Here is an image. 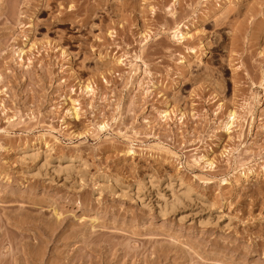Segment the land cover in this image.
<instances>
[{"label":"rangeland","instance_id":"rangeland-1","mask_svg":"<svg viewBox=\"0 0 264 264\" xmlns=\"http://www.w3.org/2000/svg\"><path fill=\"white\" fill-rule=\"evenodd\" d=\"M87 2L0 0V264H264V0Z\"/></svg>","mask_w":264,"mask_h":264},{"label":"bare ground","instance_id":"bare-ground-1","mask_svg":"<svg viewBox=\"0 0 264 264\" xmlns=\"http://www.w3.org/2000/svg\"><path fill=\"white\" fill-rule=\"evenodd\" d=\"M55 1V0H54ZM73 1V0H72ZM86 2H87V0H86ZM85 3V2H84ZM116 3V2H115ZM119 2H117V5H119L118 4ZM122 4V5H121ZM119 6V8L121 9V7L122 8H125L126 6H125V4L123 5V2L121 3ZM17 5V4H16ZM16 5H14V6H16ZM73 5V4H72ZM74 6V5H73ZM12 7L13 6H11V9H12ZM17 7V6H16ZM16 7H14V9L16 8ZM74 7H77V6H74ZM74 7H72V6H70V8H69V10L66 8V10H68V12L66 11H64L63 9H61V10H63L65 13H68V14H70V13H74V12H76L75 10V8ZM85 7V8H84ZM83 7V10H81L82 12H83V14H82V16L84 15V17H83V20H82V18H81V20L80 19H76V16L77 15H73V14H71L72 16H73V19H71L70 18V20L69 21H65V22H69V24L67 23V25H69L70 26V28H69V31H70V33H72V31L73 30H75V27H76V24H78V22H79V24H80V22L82 23V24H84V26L85 25H88L91 21H93L94 19L95 20H97L99 23H100V25H103L104 23H107L108 22V28H109V23H110V25H112L111 24V22L113 23V25L115 26L116 25V22H117V20L119 19V21L123 18H121V14H117V13H119V12H117L116 13V10H115V4L114 3H111V2H109V0H88V2H87V4H86V6H84ZM150 7V6H149ZM152 7V6H151ZM155 7V6H154ZM151 8V9H149L151 12V14H153V15H156L157 14V10L155 9V8ZM118 8V7H117ZM10 9V10H11ZM45 9H47V8H45ZM40 10L39 9V12H37L38 13V15L39 16H45V15H48L47 13H49L48 11H50V10H48L47 11V13L45 12L46 10ZM73 9H74V11H73ZM79 9V8H78ZM13 10V9H12ZM122 10V9H121ZM16 11V10H15ZM38 11V10H37ZM78 11V10H77ZM13 12H14V10H13ZM15 13V12H14ZM141 14H139V15H141L140 17L139 16H136L135 15V17L136 18H139L140 19V22H142V20H143V23H144V13H142V12H140ZM21 15L22 14V12L19 14L18 13V10H17V13H15V15ZM63 14V13H62ZM78 14V13H77ZM134 14H136V13H134ZM138 14V13H137ZM11 15H12V12H11ZM14 15V14H13ZM23 15H26V14H23ZM66 15V14H65ZM65 15H63V16H65ZM71 15H69V16H71ZM116 15H118L120 18H117L116 19V21H115V23L113 22V20H114V17L116 16ZM69 16H67L66 15V17H64L65 19L67 18H69ZM117 16V17H118ZM124 16V15H123ZM133 16V15H132ZM131 16V17H132ZM144 16V17H143ZM172 16L174 17L175 16V14L174 13H172ZM20 17H22V16H19L18 17V19H16V20H18V21H21L22 22V19L20 18ZM24 18H25V16H23ZM22 17V18H23ZM28 17V16H27ZM36 17V16H35ZM15 18H16V16H14V20H15ZM24 18H23V21H25L24 20ZM63 18V19H64ZM116 18V17H115ZM61 19V21H63L62 20V17L60 18ZM59 19V20H60ZM128 19V18H127ZM133 21L135 20V22H136V19H133V18H131ZM142 19V20H141ZM145 19H146V17H145ZM15 20V21H16ZM122 20H126L125 18L124 19H122ZM121 20V21H122ZM138 20V19H137ZM78 21V22H77ZM147 21V20H146ZM20 22V23H21ZM17 23H19V22H17ZM64 23V22H63ZM66 24V23H65ZM24 25V24H23ZM140 25V24H139ZM17 26H19V25H17ZM22 26V25H21ZM20 26V27H21ZM25 26V25H24ZM121 26V25H120ZM26 27H29V26H27L26 25ZM32 26L30 25V28H31ZM101 27V26H100ZM105 27H106V29H107V26L105 25ZM137 27V26H136ZM22 28H23V26H22ZM123 28V27H122ZM23 29H25V28H23ZM27 29V28H26ZM29 29V28H28ZM101 29H102V27H101ZM101 29H99V30H101ZM124 29V28H123ZM108 33L106 34V36H104L105 34H99V35H101V36H99L98 38L100 39L99 41L102 43L103 41L101 40V39H103L104 40V38H105V40H106V38L108 39V38H111V39H115V37L114 36H116L115 35V31H107ZM142 32V31H141ZM143 33V32H142ZM141 33V34H142ZM149 33V32H148ZM144 34H145V32H144ZM173 39L177 42V43H179V44H184V43H186V44H188L189 43V35L185 32V33H183L182 31H180L179 29H178V26H177V29H175L174 31H173ZM146 35V34H145ZM103 36V37H102ZM149 36H151V34L149 35ZM148 36V37H149ZM142 37H144V35H142ZM150 38V37H149ZM141 39V38H140ZM144 39L146 40V41H148V38H147V36H145L144 37ZM144 39H142L141 41H143ZM108 40H110V39H108ZM144 40V41H145ZM98 41V42H99ZM107 41V40H106ZM99 42V43H100ZM142 44V43H141ZM145 44V43H144ZM63 51V50H62ZM61 51V53H63V55H65L64 53H66V52H62ZM20 53H21V55H23L24 56V51H23V49L22 50H20L19 51ZM20 55V54H19ZM20 55V56H21ZM65 57H67L66 55H65ZM103 58V57H102ZM105 58V57H104ZM103 58V59H104ZM138 58V57H137ZM69 59V58H68ZM106 59V58H105ZM108 59V58H107ZM116 59V58H115ZM113 60H114V58H113ZM116 61V64H117V66L119 67L120 65H123L122 63H123V60H121V59H118L117 58V60H115ZM114 64V63H113ZM116 66V65H115ZM116 66V67H117ZM89 86V85H88ZM85 87V90H86V92H91L92 90H90L91 88H89V87ZM72 110H73V115H74V117L75 118H77L78 117V109H75V107L73 106L72 107ZM235 113H233V111L231 112V113H229V119H230V121L229 122H227L226 124H225V127H227V129L228 128H230V126H232V124H233V120L235 119ZM232 122V123H231ZM30 224V223H29ZM33 224V223H32ZM34 225V224H33ZM45 226H46V224H45ZM48 227L46 228V230L45 231H43V233L42 234H44V236L45 235H51V234H49L48 232H47V229L49 228V226L50 225H47ZM41 227V226H40ZM44 227V226H43ZM51 227V226H50ZM54 228V227H53ZM52 227H51V229H53ZM42 229V228H41ZM44 229H45V227H44ZM43 229V230H44ZM51 229L49 230V232H51L52 233V231H53V233L55 232L54 230H52L51 231ZM55 229V228H54ZM56 230V229H55ZM53 233H52V235H53ZM52 235H51V237H52ZM74 235H76V233H74L73 234V239H74ZM79 235V234H78ZM71 236V235H70ZM69 237V236H68ZM72 237H70V238H68V239H66L65 240V238H64V241H66L67 242V240H70ZM67 238V237H66ZM61 239H57V241H60ZM68 243V242H67ZM38 244H43L42 242H39ZM67 245V244H66ZM68 245H69V243H68ZM30 253V252H29ZM32 253V252H31ZM28 254V252H27V254H26V256H27V258H24L21 262H19L18 264H33V263H36L35 261H37L36 260V257H34L33 255H29ZM33 256V257H32ZM62 258H64L63 256H61ZM60 259V258H59ZM70 259V258H69ZM41 260V259H40ZM71 260V259H70ZM70 260H67V262L69 261V264H70ZM58 263V262H57ZM109 263H111L110 261L108 262L107 261V259H104V258H101V259H98L97 261H94L93 260V257L89 260V261H83L81 264H109ZM41 264H54V263H52V262H50V260H46V261H44V259H42L41 260ZM56 264V263H55ZM63 264H65V263H63ZM66 264H68V263H66Z\"/></svg>","mask_w":264,"mask_h":264}]
</instances>
